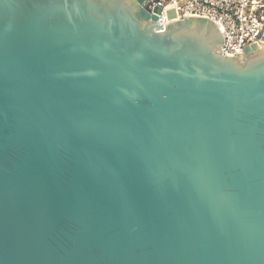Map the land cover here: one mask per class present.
Masks as SVG:
<instances>
[{"label":"water","instance_id":"obj_1","mask_svg":"<svg viewBox=\"0 0 264 264\" xmlns=\"http://www.w3.org/2000/svg\"><path fill=\"white\" fill-rule=\"evenodd\" d=\"M222 42L144 0H0V264H264V42Z\"/></svg>","mask_w":264,"mask_h":264},{"label":"built area","instance_id":"obj_2","mask_svg":"<svg viewBox=\"0 0 264 264\" xmlns=\"http://www.w3.org/2000/svg\"><path fill=\"white\" fill-rule=\"evenodd\" d=\"M144 5L161 24L188 15L213 19L223 34L221 52L228 56L243 55L245 47L264 42V0H144ZM168 10L174 17H168Z\"/></svg>","mask_w":264,"mask_h":264}]
</instances>
